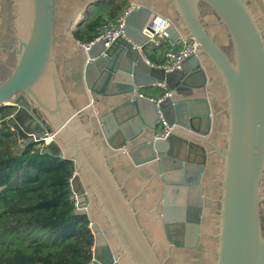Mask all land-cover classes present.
Returning a JSON list of instances; mask_svg holds the SVG:
<instances>
[{"label":"water","instance_id":"95a60500","mask_svg":"<svg viewBox=\"0 0 264 264\" xmlns=\"http://www.w3.org/2000/svg\"><path fill=\"white\" fill-rule=\"evenodd\" d=\"M105 1L0 0V42L14 40L0 48L14 58L0 110L36 115L48 131L35 135L74 162L91 264H264V1L130 0L124 37L85 49L75 33ZM164 19V43H198L172 72L143 58ZM156 85L169 93L158 103L165 139L158 99L142 93ZM107 96L132 108L121 138Z\"/></svg>","mask_w":264,"mask_h":264},{"label":"trees","instance_id":"16d2710c","mask_svg":"<svg viewBox=\"0 0 264 264\" xmlns=\"http://www.w3.org/2000/svg\"><path fill=\"white\" fill-rule=\"evenodd\" d=\"M98 6L108 7L114 19L126 0ZM101 14L87 17L75 38L93 40L104 21ZM14 111L0 110V264H91L90 222L75 214L71 199L74 162L60 158L53 143L20 139L5 119Z\"/></svg>","mask_w":264,"mask_h":264},{"label":"built area","instance_id":"2783aa9c","mask_svg":"<svg viewBox=\"0 0 264 264\" xmlns=\"http://www.w3.org/2000/svg\"><path fill=\"white\" fill-rule=\"evenodd\" d=\"M264 1V0H263ZM135 5H127L120 14L117 15L114 19L104 20L100 26L97 29L96 35L93 40H91L88 43H83V47L85 49H89L92 45L98 43V42H105V46H110L116 39L120 37H124L126 22L131 14V12L135 9ZM168 24V20L164 19L163 25L158 27L154 33V36L150 39H152V42L155 43L156 47H164V42L162 41V34H163V28L165 25ZM182 47L179 50H176L172 47H175L172 45V47H165L163 48V58L164 62L162 64H154L151 63L148 59H145V61L151 65L152 67L163 69L165 72H172L175 70H179L187 59L191 58L196 54V47L198 46V43L194 40H186L183 41ZM138 49L141 52V47L138 46ZM164 88V86H162ZM169 95V93H165V96ZM160 100L158 99L156 102L157 107V113H158V135L157 138L159 139H165L171 132V127L168 126L166 120L164 119L160 109L158 108V103ZM1 121V118H0ZM26 137L29 141H36V142H43V146H46L45 143L48 141V139L51 137L48 136V138H39L35 135L34 132H30L26 134ZM72 201H74L76 206V196L72 193L71 196Z\"/></svg>","mask_w":264,"mask_h":264},{"label":"crops","instance_id":"0c3cea01","mask_svg":"<svg viewBox=\"0 0 264 264\" xmlns=\"http://www.w3.org/2000/svg\"><path fill=\"white\" fill-rule=\"evenodd\" d=\"M130 3H131L130 0H126V6L130 5ZM99 8L100 7H98L97 9H99ZM103 8H104L103 12L106 13V15L103 16V19L109 20L110 17L108 16V12H107L108 7L103 6ZM121 12L122 11H120L118 14H120ZM86 18H87L86 15L84 16V18H82L83 23H84ZM77 41L80 42L79 40H77ZM161 42H163V41H161ZM163 45H164V47H162V51H159L158 53H156V55H154V54L148 55L143 50V54H144L143 58L148 59L151 63H154V64H162L164 62L163 48L172 47V45H170V44L168 45L166 43H164ZM182 46L183 45L180 44V45H176L175 47H172V48L179 50ZM113 83L114 82L112 81V84ZM109 89H110V92L113 90L112 87H110ZM148 89H152V90L151 91L147 90L148 91V93H147L146 89H144L142 91V93L144 96H148V97H151L153 99H159L166 93V90L162 86H159V85L153 86L152 88H148ZM119 97L120 96H114V97L113 96H110V97L107 96L105 99L106 100L105 104H107V105H106V107H103V109L105 111H111L112 109H115L118 106H121L124 103V101H122V100L121 101H119V100L114 101L113 100V99H118ZM133 118H134V114L132 113V108L128 107V105H126V106L124 105L123 107H120V108L118 107V109L116 110V114L113 116V120L111 121V124H110V128L112 130L113 135L116 138L123 137L124 132H128V130H130L129 125L133 123V120H134ZM5 119L8 121V123L10 124L12 129L17 131L18 135L20 136V139H21V137L27 138L26 137L27 133H30V132L35 133V132H38L42 129L47 130L46 126L43 124V122L36 115H32L31 113L24 112V111H21L18 109H16L14 112H12V114L7 116ZM49 137H51V139L49 138L48 141L45 143V145L47 146L50 143H53L55 153L58 155L59 153L62 152L61 148L54 141V139H52V136L50 134H49ZM182 163H184V165H191L192 161L186 160V161H182ZM167 164H168L167 167L170 169V173H171L173 171L172 168L174 167V165H173L174 163L170 162V160H169ZM190 171H192V170L190 169L189 172ZM173 196H174L173 197L174 201H178V199H180V198H178L177 193H175ZM188 200H189V197H188Z\"/></svg>","mask_w":264,"mask_h":264},{"label":"flooded vegetation","instance_id":"af4514ba","mask_svg":"<svg viewBox=\"0 0 264 264\" xmlns=\"http://www.w3.org/2000/svg\"><path fill=\"white\" fill-rule=\"evenodd\" d=\"M14 45V40L11 37V35L7 36L4 41L0 42V48L8 47L12 48ZM4 52H0V55L3 54ZM2 63V66L0 67V79H4L5 76L9 74V67L13 66L14 64V58L13 55H9L6 63H4L2 60H0Z\"/></svg>","mask_w":264,"mask_h":264},{"label":"rangeland","instance_id":"374dc122","mask_svg":"<svg viewBox=\"0 0 264 264\" xmlns=\"http://www.w3.org/2000/svg\"><path fill=\"white\" fill-rule=\"evenodd\" d=\"M99 7V6H98ZM96 5H93V6H90L89 8H88V11H87V13H86V17H90V16H92L94 13H103V14H101V15H106V13L105 12H103V6H101L99 9H97L98 8ZM159 51H162V47H156V45H155V43L154 42H151V43H149L146 47H145V49H144V52L146 53V54H148V55H156V53H158ZM144 90V89H143ZM142 90V91H143ZM151 91L152 89H146V91ZM148 91H147V93H148ZM150 93V92H149ZM14 110H16V109H14ZM11 121V120H10ZM23 140V139H22ZM21 140V141H22Z\"/></svg>","mask_w":264,"mask_h":264},{"label":"bare ground","instance_id":"6f19581e","mask_svg":"<svg viewBox=\"0 0 264 264\" xmlns=\"http://www.w3.org/2000/svg\"><path fill=\"white\" fill-rule=\"evenodd\" d=\"M80 15H81V14H80ZM79 19H81V17H80Z\"/></svg>","mask_w":264,"mask_h":264}]
</instances>
